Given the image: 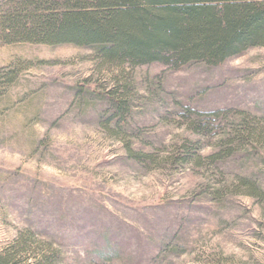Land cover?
<instances>
[{
    "label": "rangeland",
    "instance_id": "374dc122",
    "mask_svg": "<svg viewBox=\"0 0 264 264\" xmlns=\"http://www.w3.org/2000/svg\"><path fill=\"white\" fill-rule=\"evenodd\" d=\"M10 68L0 96V250L31 233L59 264H264V167L255 154L213 167L138 162L100 125L97 94L119 72L91 48L6 42L0 30V69ZM124 72L127 142L157 160L184 140L199 141L200 159L217 148L174 115L178 101L264 125V47L215 67L151 63ZM252 173L260 194L240 184ZM96 250L114 255L93 261Z\"/></svg>",
    "mask_w": 264,
    "mask_h": 264
},
{
    "label": "trees",
    "instance_id": "16d2710c",
    "mask_svg": "<svg viewBox=\"0 0 264 264\" xmlns=\"http://www.w3.org/2000/svg\"><path fill=\"white\" fill-rule=\"evenodd\" d=\"M0 30L6 42L89 47L100 65L119 72L111 76L112 86L97 94L104 102L99 118L106 117L101 127L120 138L127 157L159 165L207 161L213 167L255 154L264 167L261 119L239 112L234 119L227 108L203 111L180 101L174 104V115L197 136L213 140L216 150L200 159L198 140H184L160 160L135 150L127 142L132 88L124 72L151 63L171 70L194 64L215 67L250 48L264 47V0H5ZM15 71L0 69V96ZM258 179L257 173L239 177L254 195L260 190ZM112 255L96 250L93 261ZM0 264H59V258L31 233H22L0 250Z\"/></svg>",
    "mask_w": 264,
    "mask_h": 264
}]
</instances>
